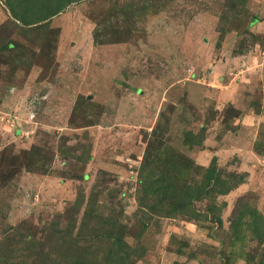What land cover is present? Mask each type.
<instances>
[{
  "label": "rangeland",
  "instance_id": "rangeland-1",
  "mask_svg": "<svg viewBox=\"0 0 264 264\" xmlns=\"http://www.w3.org/2000/svg\"><path fill=\"white\" fill-rule=\"evenodd\" d=\"M251 209L264 0H0V264H264Z\"/></svg>",
  "mask_w": 264,
  "mask_h": 264
},
{
  "label": "trees",
  "instance_id": "trees-1",
  "mask_svg": "<svg viewBox=\"0 0 264 264\" xmlns=\"http://www.w3.org/2000/svg\"><path fill=\"white\" fill-rule=\"evenodd\" d=\"M63 8L61 6H59V8H57L56 10H54V12H59L61 11ZM23 20L24 17H22ZM185 202L184 201H180L177 200L176 202H174V206L178 207V208H184L185 207ZM247 213L250 215V217H252V220L248 223L244 222V218L246 217ZM233 226V230L234 233L236 235L237 240L239 239H244L245 237V227H249L250 229H252L251 231L255 232L257 235H261V233L264 231V217L263 215L257 211V210H250L248 212L242 211L239 215L238 218L236 219V221H234ZM228 264H233V262H228Z\"/></svg>",
  "mask_w": 264,
  "mask_h": 264
}]
</instances>
